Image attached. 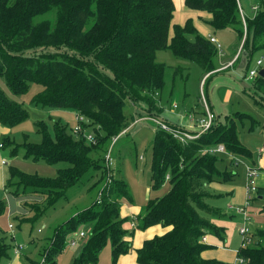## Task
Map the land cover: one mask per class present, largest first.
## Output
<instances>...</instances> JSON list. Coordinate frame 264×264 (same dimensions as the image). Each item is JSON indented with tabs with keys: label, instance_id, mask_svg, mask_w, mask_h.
<instances>
[{
	"label": "trees",
	"instance_id": "trees-1",
	"mask_svg": "<svg viewBox=\"0 0 264 264\" xmlns=\"http://www.w3.org/2000/svg\"><path fill=\"white\" fill-rule=\"evenodd\" d=\"M184 6L209 14L208 26L214 31L232 30L239 44L244 37L241 52L246 66L255 52L264 49V11L253 18L242 17L237 0H184ZM173 13L172 0H0V77L14 95L24 94L28 83L41 86L33 100L36 107L81 114L97 141L95 146L87 145L60 124L50 129L37 123L40 142H25V157L68 166L58 170L54 178L10 171L7 192L15 195L21 189L25 198L31 194L40 197L37 207L26 204L32 216L23 215L20 220L32 222L40 217L91 171L104 173L103 160L99 164L89 154L94 149L104 154L111 138L123 131L125 104L132 107L135 119H157L180 128L161 118L164 107L158 98L164 93L165 68L156 61L157 52L169 50L176 59L197 65L203 76L208 75L203 83L207 97L210 76L218 69L217 49L190 21L172 24ZM249 92L264 111V78L256 76ZM234 116L240 122L252 119L245 114ZM27 118L26 109L0 89V125L14 127ZM229 121L215 116L208 130L184 142L159 127L153 131L151 188L157 191L167 183L169 189L163 196L148 199L136 219L140 231L157 225L168 231L145 240L135 250L137 264H226L200 255L209 248L201 242L202 237L222 239L224 234L208 220L218 213L205 203L203 188L234 177L218 170L219 155L210 150L222 145L231 157L230 165H236L234 155L251 156L238 142L236 126ZM262 130L264 135V123ZM258 197L264 199V188H258ZM121 199L131 202L128 187L115 177L103 189L100 204L70 217L54 230L46 262L56 264L55 256L63 250L66 236L88 223L93 224L90 236L73 264H96L108 242L113 264L127 254L131 249L124 241L129 233L120 217ZM3 211L0 203V214ZM256 236L262 244L237 251V257L247 264H264V231ZM7 250L9 246L2 244L0 257L6 256Z\"/></svg>",
	"mask_w": 264,
	"mask_h": 264
},
{
	"label": "rangeland",
	"instance_id": "rangeland-1",
	"mask_svg": "<svg viewBox=\"0 0 264 264\" xmlns=\"http://www.w3.org/2000/svg\"><path fill=\"white\" fill-rule=\"evenodd\" d=\"M172 2L174 5L172 24L184 25L187 21H190L197 33L206 38L210 29L202 21L208 19L209 14L188 10L184 6V0H172ZM258 3L260 4L261 0H253L252 5ZM257 13L256 11L253 13L246 12V14L241 12V16L253 18ZM227 31L217 34L215 36L216 41L223 51H226L230 46H233L234 49L239 46L238 59L232 68L210 77L208 91L214 115L219 117L220 121L228 118L229 122L235 124L238 142L251 154L250 157L234 155L235 161L233 162H236L237 165H230L231 157L228 154H218L220 159L217 163L218 170L222 173L227 171L234 174L232 181H228L225 184L244 189L246 186L245 175L247 168L255 167L259 170L257 185H259V180L264 177V170L259 169L264 168V135L262 130L264 111L261 109L262 106L260 107L255 103L256 101L249 92L255 79V77L249 76V71L259 69L255 64L257 60L262 61L261 67L264 68V49L255 52L250 63L246 66L245 62L242 61L244 56L242 57L243 53L241 52L244 37L239 44V42H236V34L233 31ZM171 36L172 30L169 32V39ZM234 44L236 45L234 46ZM217 59H219L218 56ZM221 59L223 58L221 57ZM156 61L163 64L165 68L163 77L164 93L160 97L156 96L159 97L161 105H165L167 108L168 102L171 101L172 96L176 92L180 93L179 95L182 93L187 94L191 104L199 106L200 95L198 89H201L204 78L201 69L188 60L176 59L169 50L157 52ZM217 61L220 64V60ZM241 61L244 64L242 67H239ZM219 64L217 63L218 69H221ZM176 69L179 72L174 74ZM0 89L8 98L19 103L28 112V118L21 124L10 128L0 125V144L2 145L0 147V203L4 205V211L0 214V246L2 244L9 246V250H7L9 254L7 253L6 256L0 257V264H48L45 260V255L51 245L54 230L70 217L88 209L95 203L100 204L102 201L101 188L104 185L106 187L110 183L107 182L108 179L111 181L115 177L126 184L131 198V202L129 199V201L124 199L119 200L120 212L126 202L131 206L139 208L138 212L132 211V215H127L123 218L120 213V217L126 221L124 228L127 229V234L129 233L128 235H130V237L128 235L124 236L126 239L124 241L132 249V235H135L134 233L138 230L136 218L141 213V209L145 206L148 199L163 196L169 189L167 183H164L157 191H153L151 188V144L153 131L157 128V125L155 126L154 123L146 119L135 123V120L140 119L132 117V107L129 104H125L123 113L127 117V120L122 128L123 134L113 147L114 164L111 175L104 170L103 174L100 170L91 171L85 177L86 180L83 179L76 186L69 188L65 193V197L59 200L53 208L47 210L32 222L22 221L20 220L21 216L24 215L26 218L32 216V213L28 212L30 211L29 206L37 207L36 202L40 201V197L31 194V197L25 198L22 195L21 189L19 191L16 190L15 195L14 193L7 192L5 186L10 171L16 169L25 174L41 178H54L58 170L68 166L65 163L50 165L42 160L33 161L32 158L25 157L23 144L25 142L38 144L40 142L41 137L37 132V123H42L50 129L53 125L60 124L73 138L81 139V136L72 133V128L77 125L76 115H82L68 111L47 110L36 107L33 104V100L41 92L42 88L34 83H28L24 94L14 95L8 88L5 79L0 77ZM200 107L201 105L199 109ZM200 111L202 110L200 109ZM236 113L245 114L251 117L253 121L252 119L245 118L240 122L234 116ZM201 114L203 115V112L197 114L198 119H196L197 117L193 118L195 120L193 123L197 124ZM82 117L85 120L83 128L88 132L92 131L86 118ZM161 118L169 124L180 126V128L189 127L186 117L181 118L179 114L176 116L172 115L166 109L162 113ZM127 127L129 128L126 129ZM4 141H11L10 145L2 144ZM84 142L88 145L85 140ZM15 145L17 148H14ZM259 149L263 150V153L259 154ZM89 156L92 160L99 162V164L103 160V154L95 149L91 151ZM211 197L212 195L207 193V199H209H205V203L208 207H213L215 210L210 209L217 212L218 215L213 216L211 221L210 219L209 221L216 227L223 229L224 234L222 239L216 237L215 242H210V245L216 248L220 247L226 250L238 251L242 240L238 229L241 227L248 228L254 234L253 243L250 246L255 247L256 244L261 243L256 233L264 231V199H258L257 195H250L248 204L245 205V202L242 204L245 207L246 221H244L242 217L236 214V216H230L226 212V207L230 204V198L227 195L222 194L217 199H211ZM130 221L135 222L133 228L129 226ZM92 227V223L81 225L75 232L69 233L66 236L63 250L55 256L54 260L56 264L74 263L82 253ZM79 232H83L85 237L77 238L78 243L75 247L70 246L68 242ZM148 232L149 230H147ZM144 235L140 234V237L144 238ZM14 249L17 251L16 253H14ZM133 252L134 250L132 249L127 255ZM10 253L14 256L12 257ZM127 259H130V257L128 256ZM128 262L130 263L129 260ZM96 264H113L112 248L109 242L101 249ZM115 264H118V262Z\"/></svg>",
	"mask_w": 264,
	"mask_h": 264
},
{
	"label": "crops",
	"instance_id": "crops-1",
	"mask_svg": "<svg viewBox=\"0 0 264 264\" xmlns=\"http://www.w3.org/2000/svg\"><path fill=\"white\" fill-rule=\"evenodd\" d=\"M237 1H238V4H239V9L241 10V12L243 14L244 13L246 14V12L253 13L254 11H256V12H259V11H262V10L264 11V0H261L260 4L258 3V4H255V5H252L253 0H237ZM208 20H209V16H208V19L203 20L202 22L206 26H208V24L206 23V21H208ZM208 28L210 29V31H208V34H207L208 36L206 38H208V39L209 38H213L215 40H216L215 36L217 34L225 33V32H228L227 30H229V29H226V30H221V31H214L210 26H208ZM229 31H232V30H229ZM186 38L189 41L193 40V37L189 36V35H186ZM236 42H237V40H236ZM235 45L236 44H234V46ZM220 49H221V47H220ZM238 54H239V46L235 47V49H234L233 46H230L226 51H223L221 49V51L218 52V55H217L219 57V59H217V60H220V64H219V61H217V63L221 66V69L220 68H219L220 70L217 69L215 71V73H213L212 75L222 73V72L228 70L229 68H232L233 64L238 59V57H237ZM221 57L223 59H221ZM234 59H235V61H234ZM242 61H244V60H242ZM242 61L240 62L239 67H242V65L244 64ZM205 76H207V75H205ZM205 76H203V77H205ZM179 94L176 93V92L174 93V95L172 96L171 101L168 102V104H167V108H166L165 105L163 106L164 107V111L166 109L172 115L176 116L177 114H179L181 116V118L186 117V121H188L189 127H187V128L186 127H182V128H186V129H188L191 132H195L198 129V123L196 124V123L190 122L188 120V115H192L193 118L197 117L196 119H198V115L197 114L202 112V111H200V109L202 110V108L200 107V109H199L200 105L199 106L192 105L191 102H190V99L188 100L189 96L187 94H184V93H182L181 95H179ZM207 98H208L209 106L212 109V105L210 104L211 102H210V98H209V91L207 92ZM174 105L176 106L175 108H174ZM187 113H189V114L186 115ZM128 128L129 127H127L126 129H128ZM259 150H261V149H259ZM261 153H263V150H261V152H259V154H261ZM259 169L264 170V168H259ZM113 172H115V171H113ZM231 181H232V179L230 180V182ZM225 183H228V182H217V181L216 182H212V183L206 185L203 188V191H205L207 193H210L212 195L211 199H217V198L221 197L222 194L227 195L230 198V204L227 205L226 212L230 216H236L233 212L229 211L228 207L229 206H241L245 202V200H246L245 188L244 189L237 188V187H235L233 185L225 184ZM258 188H264V177L259 180ZM208 199H206V200H208ZM122 208L123 209L120 212L121 215H122V218L124 216H127V215L128 216L132 215V213H131L132 211H134L136 213L139 210V208H136L135 206H131L128 202H126L122 206ZM210 208L215 210L211 206H210ZM211 218H213V216L208 217V220L210 219V221H211ZM130 220H131V218H130ZM131 223H132V221H130L129 226H130ZM133 223H135V222H133ZM147 230H149V232H148V233H150L149 236H148ZM167 231H168V229L163 228V227H161L159 225L147 228L144 232H141L140 230H137L136 233H134L135 235H132L133 239H132V244L131 245H132V249L134 250V252L131 253L130 255H127V254L121 255L119 257V259L117 260L118 264H131V263L132 264H137L136 263L135 250L139 249L142 246V244H143V242L145 240L150 239V238H147V237H151L152 238L154 236H161ZM144 233H145V235H144ZM140 234L144 235L145 237L144 238L140 237ZM152 235H154V236H152ZM128 236L130 237V235H128ZM205 237H206V241L202 242V243L207 245V246H209V248L204 250L201 253V255H200L201 258H203L205 260H216V261H219V262H222V263H226V264H235V259L237 257V251L235 252V250H233V251L226 250V249L220 248V247L216 248V247L210 245V242L211 243L215 242V238L216 237L215 236H210V235L209 236L206 235ZM127 241H129V240H127ZM10 254H11L12 257L14 256L12 253H10ZM128 256L130 257V259H127ZM128 260L130 261V263L128 262Z\"/></svg>",
	"mask_w": 264,
	"mask_h": 264
},
{
	"label": "built area",
	"instance_id": "built-area-1",
	"mask_svg": "<svg viewBox=\"0 0 264 264\" xmlns=\"http://www.w3.org/2000/svg\"><path fill=\"white\" fill-rule=\"evenodd\" d=\"M240 10V9H239ZM241 13V10H240ZM209 40L215 45L216 49L218 52L221 51L220 49V45L217 43V41L213 38H209ZM256 66L259 67V69L257 70H250L249 71V76L250 77H256L258 76V72L260 69H262L261 65H262V61L261 60H257L256 61ZM208 76V75H207ZM205 76L203 78V82H202V87L201 89H199V95H200V105L202 108V111L204 113V115L200 116L198 123V129L195 132H191L188 129H183V128H173L170 127L169 125H167L165 122L161 121V120H157V119H151V118H143L140 120H135V123L141 120H149L152 123H154V125L156 127H159L160 129L167 131L168 133H170L175 139L184 142L186 140H192V139H196L201 133L205 132L206 130H208L214 120V113L210 110L209 107V103H208V99L204 93L203 90V83L204 80L206 79ZM176 106L174 105V108ZM76 120H77V125H75L72 128V133L78 136H81L82 139H84L88 145H96V138L94 135L93 131L88 132L87 130H85L83 128V125L85 124V120L82 116L80 115H76ZM188 120L190 122H194L195 120L193 119L192 115H188ZM123 134V132L121 134H119L118 136H115L111 139V143L109 144L106 152L103 154V168L104 171H107L110 175L112 173V167L114 164V156H113V147L115 145V143L117 142V140L119 139V137ZM2 145L0 144V147ZM259 152H261V150H259ZM209 153H214V154H219V153H225L224 147L222 145H218L215 148L211 149ZM4 163V162H2ZM235 164L237 165V163L235 162ZM259 175V170L255 167H250L247 168L246 170V186H245V192H246V200H245V205L248 204V201L250 200V195H257V191H258V185H257V177ZM166 179H168V176L166 177ZM107 182H110V179L107 180ZM105 188V185L101 188V190L103 191V189ZM229 211L233 212L234 214L242 217L245 220V207L243 205L241 206H229L228 207ZM11 227V226H9ZM130 227L133 228L134 227V223L132 222L130 224ZM40 232V231H38ZM238 233L239 235L242 237L241 240V247L245 248V247H249L252 243H253V239H254V234L249 231L248 228L246 227H241L238 229ZM75 235V234H74ZM85 237V234L83 232H79L77 235H75L73 238L70 239V241L68 242V244L72 247H75L78 243L77 238H83ZM206 241V237H202L201 242H205ZM17 251L14 249V253H16ZM247 264V260L240 258V257H236L235 259V264Z\"/></svg>",
	"mask_w": 264,
	"mask_h": 264
},
{
	"label": "water",
	"instance_id": "water-1",
	"mask_svg": "<svg viewBox=\"0 0 264 264\" xmlns=\"http://www.w3.org/2000/svg\"><path fill=\"white\" fill-rule=\"evenodd\" d=\"M258 76L261 77V78H264V68L259 70ZM258 199H262V197H258Z\"/></svg>",
	"mask_w": 264,
	"mask_h": 264
}]
</instances>
